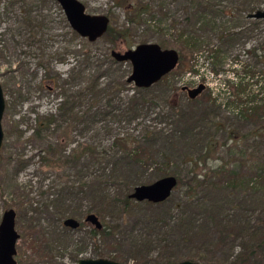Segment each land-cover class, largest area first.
Returning <instances> with one entry per match:
<instances>
[{"label": "rangeland", "instance_id": "rangeland-1", "mask_svg": "<svg viewBox=\"0 0 264 264\" xmlns=\"http://www.w3.org/2000/svg\"><path fill=\"white\" fill-rule=\"evenodd\" d=\"M80 1L87 13L109 17L110 27L122 37L114 42L106 35L94 42L82 38L56 0H0V84L6 101L0 222L6 210L16 211L18 264H74L76 256L101 255L120 264H153L167 243L172 244L170 252L187 253L181 243L186 230L196 236L189 251L217 243L235 213L222 181L230 171L257 180L254 168L264 167L255 156L264 157V139L243 138L257 123L240 119L249 98L264 104V21L247 14L225 16L224 11L246 2L264 8V0H201L215 8L209 26L196 27L194 51L181 47L172 26L189 16L188 0ZM142 2H151L159 15L133 24L132 10ZM163 14L169 22L161 23ZM145 43L176 49L181 58L165 80L140 89L127 81L131 64L117 62L111 52ZM200 84L204 91L192 99L189 91ZM66 99L73 108L63 117L59 110ZM54 115L52 127H39ZM124 138L145 155L132 172L117 166L120 180L108 188L112 202L120 203L135 187L166 176L182 184L168 204L151 206L132 199L128 209L108 207L99 219L110 234L93 237L94 226L85 218L99 205L98 194L77 193L58 209L53 204L61 189L75 185L79 191L86 182H104L102 168L108 174L118 162L116 144L125 143L118 142ZM50 146L65 156L86 146L96 152L49 167L42 156ZM240 196L238 201L244 194ZM67 217L81 227L66 228ZM240 245L238 239L235 254ZM225 253L213 252L215 258Z\"/></svg>", "mask_w": 264, "mask_h": 264}, {"label": "trees", "instance_id": "trees-1", "mask_svg": "<svg viewBox=\"0 0 264 264\" xmlns=\"http://www.w3.org/2000/svg\"><path fill=\"white\" fill-rule=\"evenodd\" d=\"M188 1L189 3L187 5V11L190 12L189 16H186V18L181 21L174 20L172 22V26L179 32L178 39L181 47L188 49L193 48L194 51L198 49L196 45L191 44L193 41L198 40L197 32L199 30L196 27L199 25V23L203 25L207 24V26H209L211 21L208 19L212 13L210 11L215 8V6L210 5L209 1ZM247 4L248 2L239 4V6L236 8L224 11V15H237L243 17L246 14L262 9L261 5L257 4L254 6H246ZM191 11H193V13ZM132 13L134 16L130 18V20L133 24L135 22H140V20L145 19V17L154 20L159 15L158 11L151 2L139 3L136 7H134ZM163 16L164 17H161L162 19H160L161 23L169 22V16L166 14H163ZM105 35L109 36L113 42L116 40L117 35L111 27H109V30ZM120 37H122V34L117 36L118 39ZM168 76L169 75L164 77L163 80H165ZM241 94L245 95L246 91H242ZM255 101L256 99L252 97L249 98L246 107H244V109H242L240 112V119L242 118L247 121H256L257 123L256 128L252 130L253 132L250 131L247 136L243 137L244 139H247L248 135L249 137L253 136L254 138L257 137L264 139V121L262 119L264 117L262 113L264 111V104L259 106V102L254 104ZM252 103L253 105H251ZM72 108L73 106L71 102L66 99L61 103L59 112L64 117L72 111ZM45 119L46 122L40 123L39 127H52V125L55 123V115ZM259 126H262V128ZM118 142H125L121 145L116 144L118 152L120 153L118 162L113 165V168L108 174L104 173L105 169L102 168L101 173L107 179L104 180V182H99L97 185L92 181L86 182L77 188L79 191H75V185H73L74 187L68 189H61V192L53 204L56 209L67 204L70 196L76 195L77 193L88 194L89 196L98 194L97 196L100 200L99 205H93L88 211L89 214H95L97 217L103 215L105 211L109 209L108 207H122L125 210L131 206L130 204H133L134 201L130 199L129 195H126L124 200L120 201V203L117 200L112 202L109 198L108 188L110 185H113V183L116 184L120 180L117 178L119 176L118 172H116L117 166L122 165V167L130 169L129 171L132 172L133 168L137 166L139 167V165L143 164L142 159L144 158L145 153L140 147H135L134 141H131L129 138H124L121 140L119 139ZM261 144L264 145V142H261ZM94 152H96L94 148L86 146L73 150L70 156H65L63 152H57L56 148L54 149L53 146H50L47 150L46 156H42V163L44 166L49 167H63L64 165L78 161L84 155H94ZM255 156L258 158L257 161H260L261 159L264 161V157L259 155ZM262 169H264V167ZM262 169L261 165H258L256 168H254L255 174L258 177L257 180H255L256 178L254 179L253 176H251L249 179H245L241 175H237L236 172L230 171L228 177L222 181V183L226 184L227 186L225 190H227L226 192L231 199L230 206L235 207V213L231 215L233 216L230 220L231 225L224 228L223 233L217 243L212 244L210 241L206 245L199 244V249L196 251H189L188 248L190 244L195 241L196 236H194L190 230H186L185 236L183 237L181 243L186 244L185 248L187 250L184 251H187V253L181 254L173 253L172 251L170 252L168 248L172 244L167 243L166 252L163 255L157 257L153 264H177L187 260L215 264H264V170L263 174H261ZM181 184L182 182L179 181L178 185ZM242 194H244V197L241 199V201H238L237 199L241 198L240 195ZM235 195H237V197ZM169 200L161 204H152L149 202H146V204L151 206L164 205L168 204ZM91 234L93 237H98L100 235L105 236L110 233L103 225L102 230L93 228L91 230ZM238 239H241L240 251L235 254V242ZM211 248L215 250H210ZM218 249L226 251L225 256H222L221 258H215L213 252L217 251ZM99 258H105V256L101 255ZM73 259L74 261H77L78 257L76 256ZM109 260L111 259L109 258ZM141 264H148V262Z\"/></svg>", "mask_w": 264, "mask_h": 264}, {"label": "water", "instance_id": "water-1", "mask_svg": "<svg viewBox=\"0 0 264 264\" xmlns=\"http://www.w3.org/2000/svg\"><path fill=\"white\" fill-rule=\"evenodd\" d=\"M62 7L71 28L82 38L94 42L102 38L109 30L110 19L105 15H91L87 13L86 6L80 0H56ZM248 19L264 21V8L247 14ZM111 56L117 62H129L132 73L128 83H133L140 89H149L159 83L164 77L173 72L180 63V53L176 49H165L157 43H145L125 52L112 51ZM205 89L200 84L189 91V96L195 99ZM6 101L3 87L0 84V153L4 143L3 118ZM178 186L175 176H166L152 184L140 185L134 188L130 198L137 202L161 204L169 200ZM87 222L102 229V224L95 214H90ZM65 226L76 229L79 222L74 219L65 221ZM19 234L16 230V212L14 209L6 210L0 222V264H16L17 242ZM77 264H120L109 259H81ZM177 264H215L200 263L190 260Z\"/></svg>", "mask_w": 264, "mask_h": 264}, {"label": "flooded vegetation", "instance_id": "flooded-vegetation-1", "mask_svg": "<svg viewBox=\"0 0 264 264\" xmlns=\"http://www.w3.org/2000/svg\"><path fill=\"white\" fill-rule=\"evenodd\" d=\"M55 123H56V115H55ZM54 123V124H55ZM9 210V209H8ZM16 212V211H15ZM90 214L88 213L87 215H86V218H85V221H86V223H89V222H87V218H88V216H89ZM98 218V220L100 221V219H99V217H97ZM68 219H74V220H76V221H78L77 219H75V218H73V217H67V218H65L64 220H63V225L65 226V221L66 220H68ZM16 221H17V213H16ZM79 222V221H78ZM101 222V221H100ZM101 224H102V222H101ZM81 222H79V227L78 228H80L81 227ZM16 226H17V223H16ZM66 228H70V229H73V228H71V227H67V226H65ZM78 228H76V229H78ZM94 228H96L95 226H94ZM76 229H73V230H76ZM97 229V228H96ZM102 229H103V224H102ZM102 229H100V230H102ZM16 230H17V227H16ZM97 230H99V229H97ZM18 232V231H17ZM18 234H19V232H18ZM20 234H19V239H20ZM19 241V240H18ZM17 244H18V242H17ZM16 248H17V246H16ZM81 259H88V258H79L78 257V259H77V261H74V264H77L78 263V261L79 260H81ZM98 259H105V258H98ZM15 260H16V264H18V251H17V254L15 255Z\"/></svg>", "mask_w": 264, "mask_h": 264}]
</instances>
